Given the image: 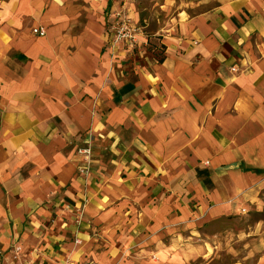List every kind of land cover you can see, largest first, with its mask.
<instances>
[{
  "label": "crops",
  "instance_id": "0c3cea01",
  "mask_svg": "<svg viewBox=\"0 0 264 264\" xmlns=\"http://www.w3.org/2000/svg\"><path fill=\"white\" fill-rule=\"evenodd\" d=\"M111 3L0 1V264H209L222 243L201 230L264 208V0H165L164 61L130 70ZM83 203L98 235L78 246Z\"/></svg>",
  "mask_w": 264,
  "mask_h": 264
},
{
  "label": "rangeland",
  "instance_id": "374dc122",
  "mask_svg": "<svg viewBox=\"0 0 264 264\" xmlns=\"http://www.w3.org/2000/svg\"><path fill=\"white\" fill-rule=\"evenodd\" d=\"M188 1V0H187ZM189 1H198V0H189ZM165 4V0H112L111 6L106 9L105 11V26H106V34L104 36L106 38L107 34L110 33L111 24H113L115 20V15L119 12H128L126 9H123L127 5L131 11L130 16L131 22L133 26H136L137 33L143 34L147 40L142 45H138L135 50L130 51L125 46V48H116L111 49L109 45L107 48H110L114 57L123 58L122 64L124 65L123 68L130 70L137 65L139 66H147L146 58L148 59H156L158 60V54L163 51V44H162V36L160 35L165 27L167 26L171 14L168 15L163 10V5ZM119 9L114 10V6H118ZM182 5V4H180ZM210 5H207L209 7ZM206 7V8H207ZM205 9V7L203 8ZM124 14V13H123ZM138 18V22L136 21ZM143 19V22H141ZM34 33V32H33ZM138 40V34H137ZM139 42V41H138ZM12 59H16L15 55L11 56ZM20 63V60H18ZM79 147V146H78ZM77 147V148H78ZM76 146H74V151L77 152ZM100 147L97 146V151H99ZM102 150V149H101ZM95 152V150H94ZM107 153V151H105ZM93 158V157H92ZM96 159V157H94ZM104 159V163L107 165L109 160H119V155H115L114 153H109L105 155L100 160ZM92 161V160H91ZM92 163V162H91ZM102 166V164H100ZM82 168V167H81ZM80 170V169H79ZM92 172L90 169L89 173L86 177ZM261 198L264 200V193L261 195ZM84 205L83 203L80 208L77 210L79 211L78 217H76L75 223H73L74 227H69L68 229V241L74 243L75 245L80 246L81 240L76 237L75 234L72 232L76 231H85L86 233L89 232L92 237L97 233L93 232L92 226L88 228V230L83 229V225H87L86 222L83 221V212H84ZM242 210L246 212L243 213ZM241 213L235 216L224 217L221 220L211 223L205 226L201 230L202 235H209L211 237L217 236L218 241L222 243V247H219L217 253L213 256L212 261L209 264H231L236 261H242L244 264H256L258 255L251 256L247 259L248 249L246 246V234H259L256 237L260 239H264V208L262 211L258 212L254 209L249 208H242ZM259 213V215H257ZM84 222V223H83ZM83 223V224H82ZM86 223V224H85ZM253 237V236H252ZM79 241V243H77ZM96 249V248H95ZM93 251V250H92ZM94 252V251H93ZM89 261H93L92 257H88ZM92 259V260H91ZM86 261V262H89ZM97 262V261H95ZM192 264H206L204 260H197Z\"/></svg>",
  "mask_w": 264,
  "mask_h": 264
},
{
  "label": "built area",
  "instance_id": "2783aa9c",
  "mask_svg": "<svg viewBox=\"0 0 264 264\" xmlns=\"http://www.w3.org/2000/svg\"><path fill=\"white\" fill-rule=\"evenodd\" d=\"M137 28L133 26L131 19L119 12L115 15V20L113 24H111L110 33L107 34V44L111 49H116L120 44H124L128 48H134L138 45L137 40ZM34 34L40 37L46 36V30L43 28H36L33 30ZM78 154L85 156L86 162L85 165L80 168V174L86 176L90 171V163H91V155L92 150L90 146L80 147L77 150ZM245 213V210H242ZM79 243V241H77ZM17 251H20V248H17ZM43 264V263H38ZM84 264H101L95 261H89Z\"/></svg>",
  "mask_w": 264,
  "mask_h": 264
},
{
  "label": "trees",
  "instance_id": "16d2710c",
  "mask_svg": "<svg viewBox=\"0 0 264 264\" xmlns=\"http://www.w3.org/2000/svg\"><path fill=\"white\" fill-rule=\"evenodd\" d=\"M0 1H8V0H0ZM141 22H143V19H141ZM163 48V51L160 53V54H158V62L159 63H162L163 61H164V58H165V56H164V47H162ZM257 215H259V213L257 214Z\"/></svg>",
  "mask_w": 264,
  "mask_h": 264
}]
</instances>
